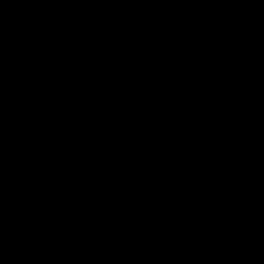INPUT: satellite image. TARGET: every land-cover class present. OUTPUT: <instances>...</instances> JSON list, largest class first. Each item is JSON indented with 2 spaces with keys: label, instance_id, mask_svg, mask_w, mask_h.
<instances>
[{
  "label": "water",
  "instance_id": "95a60500",
  "mask_svg": "<svg viewBox=\"0 0 264 264\" xmlns=\"http://www.w3.org/2000/svg\"><path fill=\"white\" fill-rule=\"evenodd\" d=\"M0 264H264V0H0Z\"/></svg>",
  "mask_w": 264,
  "mask_h": 264
}]
</instances>
